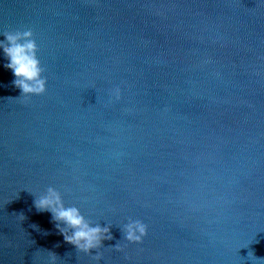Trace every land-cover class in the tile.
<instances>
[{
  "label": "water",
  "instance_id": "obj_1",
  "mask_svg": "<svg viewBox=\"0 0 264 264\" xmlns=\"http://www.w3.org/2000/svg\"><path fill=\"white\" fill-rule=\"evenodd\" d=\"M27 30L47 85L20 97L0 54V264H264V0H0ZM48 187L113 225L98 262Z\"/></svg>",
  "mask_w": 264,
  "mask_h": 264
},
{
  "label": "clouds",
  "instance_id": "obj_2",
  "mask_svg": "<svg viewBox=\"0 0 264 264\" xmlns=\"http://www.w3.org/2000/svg\"><path fill=\"white\" fill-rule=\"evenodd\" d=\"M0 36L3 37L0 40V54L6 61L3 67L11 72L14 78L12 86L19 90L20 97L43 95L47 79L37 58L38 49L32 31L5 32ZM120 98V88L115 87L109 92L108 103L119 102ZM33 196L36 211L50 213L51 222L66 244L71 245L78 253L89 256L93 261L98 262L102 258L99 250L103 243L113 240L112 224L105 223L101 226L100 223L87 219L79 207L66 206L60 192L53 187ZM20 217L24 219L22 215ZM117 227L127 244H140L147 235V225L140 220L129 219ZM113 249L123 251L118 242ZM93 250L95 255H91ZM49 264H57V256L52 252H49Z\"/></svg>",
  "mask_w": 264,
  "mask_h": 264
}]
</instances>
